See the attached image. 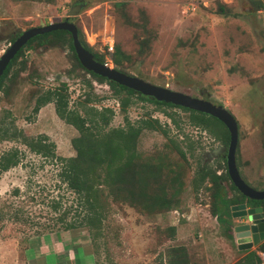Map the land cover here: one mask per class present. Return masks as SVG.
Segmentation results:
<instances>
[{
	"label": "rangeland",
	"instance_id": "1",
	"mask_svg": "<svg viewBox=\"0 0 264 264\" xmlns=\"http://www.w3.org/2000/svg\"><path fill=\"white\" fill-rule=\"evenodd\" d=\"M76 3L79 9L67 20L107 65L229 111L237 123L238 173L250 187L264 188V0H0V53L20 31L60 21ZM48 39L21 49L20 62L11 68L15 74L0 92V128L12 121L26 139L44 134L56 155H74L70 139L77 132L55 115L51 102L31 113L37 93L64 84L68 107L110 108L109 127L122 126L123 117L133 124L145 117L157 120L165 134L142 129L133 165L159 164L162 186L149 181L147 197L141 198L129 197L127 187L118 185L112 200L101 185L103 216L91 238L84 226L64 227L78 209L58 176L59 163L29 151L19 138L0 139V154L12 147L22 153L17 165L0 171V264H176L182 259V264H231L246 250L256 251L264 264L257 245L239 250L235 244L233 226L247 222L246 217L232 216L229 206V216L220 222L210 213L215 186L205 180L191 187L203 170L224 173L221 159L208 161L207 154L226 143L191 124L180 108L133 95L122 110V93L80 69L64 42ZM213 128L224 134L220 123ZM172 175L178 180L169 185ZM159 187L169 197L168 207L151 200L161 193ZM219 189L225 197L233 194L224 176Z\"/></svg>",
	"mask_w": 264,
	"mask_h": 264
},
{
	"label": "trees",
	"instance_id": "2",
	"mask_svg": "<svg viewBox=\"0 0 264 264\" xmlns=\"http://www.w3.org/2000/svg\"><path fill=\"white\" fill-rule=\"evenodd\" d=\"M51 1V0H45ZM122 2H115V6L122 5ZM218 12L223 13L224 7L218 5ZM19 34V33H18ZM10 38V42L18 35ZM51 36L57 42H64L68 50L71 52L76 65L84 70L92 78L104 81L112 89L115 94H121L118 106L123 110L125 103L129 102L133 95L140 100H148L158 106H168L180 108L188 112V121L196 126L208 131L214 137H220L226 143L228 134L224 129V134L219 135L213 128L214 122L220 123L216 118L201 113L195 110L178 107L170 103L156 101L151 97H144L131 89L122 85H117L107 79L98 76L91 71L85 70L77 61L73 48L71 45L70 34L65 30H52L46 33L35 35L29 38L25 44L20 47L14 56L9 60L4 70L0 75V92L5 93L7 88V81L10 80L15 71H11L13 65L18 64L19 53L21 49L28 46L32 41H37L39 46L47 44ZM78 41L84 49L89 51L94 60L104 63V59L100 54L93 53L89 50L86 43L77 35ZM112 51L111 49H109ZM110 51V52H111ZM114 51L122 58H127V55L121 53L117 48ZM115 63V59H112ZM117 69L116 67H114ZM118 71L123 72L118 69ZM51 102L53 104V111L55 115L64 123L72 126L77 135L70 139V145L74 150V155L62 157L56 155L54 152V144L46 135L37 134L26 139L22 130L15 127L12 121L7 127L0 128V139H20L23 145L31 152L49 157L59 163L58 176L65 183V186L74 194L76 207L78 211L75 216L65 223V229L74 228L77 226H84L87 228L89 236L93 238L99 233V228L102 220V211L99 205V190L100 186L106 188L107 194L115 200L118 192V185L126 186V193L132 197L136 193L141 198H146L145 187L148 182L155 183L162 186L157 181L158 165L144 164L143 167L133 165V158L135 157V144L138 135L142 129L159 130L161 134H165L164 129H160V125L155 118L145 117L138 120L135 124L131 123L126 117H123V125L116 127H109L108 124L113 115V112L108 107H84V103L78 107H68L67 93L64 84H59L52 88H46L37 93L33 99L31 113L35 114L38 108L45 103ZM173 120V119H172ZM224 126V125H223ZM172 148L183 157V152L176 144L171 141ZM187 148L192 145L190 142L186 144ZM21 151L17 147H12L0 154V171H5L8 168L15 166L20 161ZM102 170L101 173L98 172ZM224 176L229 182V188L233 191L230 197L222 195L219 186ZM178 178L175 175L169 176L166 182L169 185L177 183ZM205 180L210 181L216 189L211 192L212 200L210 204V213L220 222L226 221L224 217L229 216V206L244 203L249 206H260L264 219V199L253 200L241 195L233 186L227 173L224 171L222 175H216L212 170H203L196 177L191 179V187L195 190L198 185ZM160 194L152 195L151 200L154 204L168 207V196L162 192V187H159ZM172 193H170V196ZM172 197V196H171ZM163 204V205H162ZM226 214V215H225ZM230 228L225 229L226 235L230 236ZM258 252L264 253V240L259 242L256 246ZM185 262L183 259L176 264ZM261 257L254 250H246L245 253L231 264H261ZM169 264H175L169 263Z\"/></svg>",
	"mask_w": 264,
	"mask_h": 264
},
{
	"label": "water",
	"instance_id": "3",
	"mask_svg": "<svg viewBox=\"0 0 264 264\" xmlns=\"http://www.w3.org/2000/svg\"><path fill=\"white\" fill-rule=\"evenodd\" d=\"M78 9L79 5H73L67 11L66 17L60 21L32 26L20 31L0 53V75L9 60L29 38L52 30H65L70 34L71 45L76 59L85 70L91 71L117 85L129 88L141 96L151 97L156 101L205 113L220 121L228 131L225 165L229 180L244 197L253 200L264 199V188L255 189L250 187L238 174L234 158V150L237 143V125L231 113L219 104L150 83L139 77L120 72L106 63L94 60L92 54L84 49L78 41L76 26L67 20V17L75 14ZM230 209L232 210V216H245L247 220L245 223L233 226V236L239 250H246L252 246H256L264 239V219L260 206L247 207L244 203H241L230 206Z\"/></svg>",
	"mask_w": 264,
	"mask_h": 264
},
{
	"label": "flooded vegetation",
	"instance_id": "4",
	"mask_svg": "<svg viewBox=\"0 0 264 264\" xmlns=\"http://www.w3.org/2000/svg\"><path fill=\"white\" fill-rule=\"evenodd\" d=\"M80 2V0H79ZM75 5H79L80 6V3H76ZM213 103V102H212ZM215 104V103H214ZM229 112V111H228ZM230 113V112H229ZM232 115V114H231ZM233 116V115H232ZM237 125V123H236ZM200 127V126H199ZM225 127V126H224ZM226 129V128H225ZM227 131V130H226ZM209 133V132H208ZM210 134V133H209ZM227 134H228V131H227ZM212 135V134H210ZM213 136V135H212ZM214 137V136H213ZM227 142H228V138H227V141H226V144L224 145H217L215 147H213L209 153L207 154V157H208V161H211L213 158L215 157H219L221 159V164H222V167H223V172L226 171V165H225V153H226V148H227ZM236 147H237V143H236ZM236 147H235V150H234V158H235V151H236ZM236 165V164H235ZM237 168V167H236ZM238 171V170H237ZM217 172V173H216ZM214 173L216 175H221V171L217 170V171H214ZM239 174V173H238ZM240 176V175H239ZM246 205V204H245ZM247 207H254V206H249V205H246Z\"/></svg>",
	"mask_w": 264,
	"mask_h": 264
},
{
	"label": "built area",
	"instance_id": "5",
	"mask_svg": "<svg viewBox=\"0 0 264 264\" xmlns=\"http://www.w3.org/2000/svg\"><path fill=\"white\" fill-rule=\"evenodd\" d=\"M109 49H111V47H109ZM105 63V62H104Z\"/></svg>",
	"mask_w": 264,
	"mask_h": 264
}]
</instances>
